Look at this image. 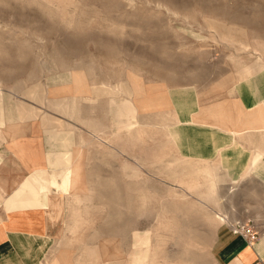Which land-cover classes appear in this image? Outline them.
I'll use <instances>...</instances> for the list:
<instances>
[{
    "label": "rangeland",
    "instance_id": "rangeland-1",
    "mask_svg": "<svg viewBox=\"0 0 264 264\" xmlns=\"http://www.w3.org/2000/svg\"><path fill=\"white\" fill-rule=\"evenodd\" d=\"M258 38L264 40V0H0V92L4 99L37 102L43 111L66 116L48 101L72 98L73 91L63 89L74 86L68 84L67 73L72 70L85 76L83 86L74 88H81L78 92L84 95L104 92L94 88L96 84L121 86V100L147 95L167 101L166 108L142 107L132 132L126 130L132 116L130 105L116 115L115 111L108 114L106 99L92 106L81 104L83 114L107 125L115 141L111 147L101 142L100 152L91 154L95 161L100 158V167L88 174L83 185H94L97 190L77 189L82 195L93 193L95 207L86 214L88 221L77 232L69 231L76 206L69 197L53 253L67 256L68 264H78L76 259L84 256L82 245L87 243L99 249L101 261L84 257L81 264H109L117 235L126 250L135 238L136 243L159 240L160 260L154 264H221L211 250L217 221L194 204L198 196L185 186L194 180L203 182L199 168L219 159L187 156L168 135V126L179 123L172 92L196 88L203 101L206 96L219 98L222 89L240 82L242 68H260L264 42ZM130 83L139 89H132ZM163 110L172 114L159 113ZM69 118L75 132L92 131L83 120ZM125 159L144 161V174L129 177ZM255 179L245 176L232 195V214L240 221L264 217V183ZM115 185L118 198L113 197ZM124 258L125 253L120 259Z\"/></svg>",
    "mask_w": 264,
    "mask_h": 264
},
{
    "label": "crops",
    "instance_id": "crops-1",
    "mask_svg": "<svg viewBox=\"0 0 264 264\" xmlns=\"http://www.w3.org/2000/svg\"><path fill=\"white\" fill-rule=\"evenodd\" d=\"M242 81L230 88L233 90L222 89L219 98L212 99V95L208 99L206 96L204 101L198 89L192 88L195 108L191 111V120L195 124L232 134L249 151H264V85L240 88ZM247 89L250 93L252 91L253 100ZM4 100H0V264H47L54 251L59 221L69 203L68 195L58 192L48 181L47 174L59 172L65 167L62 164L53 167L51 155L64 151V138H52L48 131H74L72 139L66 138L72 141V166L79 174L73 189L95 187L83 185L89 178L88 174L100 167V158L95 161L91 154L100 152L98 147L101 142L105 141L111 147L112 135L103 138L92 131L75 132L68 114L64 116L54 111H43L37 102L27 103L14 98ZM50 102L60 110L55 102ZM173 102L176 109V102ZM26 110L39 112L27 116L24 114ZM252 175L264 183V160L252 171ZM29 186L35 188L39 198ZM35 201L38 204L34 205ZM249 219L264 222L263 216L243 220ZM257 226L259 237L250 240L237 233L233 225L220 224L215 230L212 253L221 264H264V224Z\"/></svg>",
    "mask_w": 264,
    "mask_h": 264
},
{
    "label": "bare ground",
    "instance_id": "bare-ground-1",
    "mask_svg": "<svg viewBox=\"0 0 264 264\" xmlns=\"http://www.w3.org/2000/svg\"><path fill=\"white\" fill-rule=\"evenodd\" d=\"M259 40H261V39H259ZM261 41L264 42V40H261ZM244 46H246V45H244ZM258 65L260 67L259 69H257L255 65L254 66H247V67L245 66L244 68L241 69L240 81L243 80L242 81L243 83L240 84V88H254V87H258L261 84L264 85V60L259 62ZM257 70H259V71H257ZM6 73H8V72H6ZM8 74H10V73H8ZM15 74H17V73H15ZM67 74H68V78L70 80L68 82V84L72 82L74 84V86L72 85V88H69L68 85H65V88H63V89L66 91H73V95H71L72 98L67 100V101H65V100L56 101L55 106H57L61 111H64L66 113V115L68 114L70 117L82 119L84 121V123H86L89 127L92 128V132L97 133V135L100 134V135L109 136L111 133H107V131H106L107 125H104L100 120H94L93 118L88 116L89 115L88 113H86V115L83 114V109L81 108L82 103H87V106H92L94 104L101 103L102 99H106L107 103H108L107 104L108 114H112V112L115 111L116 115H118L119 113H122L124 111V108L126 109L127 106L130 105V107L132 108V111H131L132 116L130 117L129 124H127L128 126L126 127V130H128L129 132H132L133 129L135 128V126H137V123H139L138 122V115H139V110L142 107H146L148 109H158L160 107L166 108L165 106H167V101L153 100V99H150L149 96H147V95H144V97H142L138 100H136L134 97H125L124 99L121 100V99H119V93L123 94V90L121 89L122 88L121 86H119L117 88H110V87H108L109 85H105L104 87H107V88H101L100 85L94 84L93 85L94 88L99 89V90H103L105 93L99 92V94H94L92 91L91 93L89 92L87 95H84V94L78 92V90H80L81 88L77 89V90L74 89L75 86H83V83H85V80H84L85 76L82 75L83 73L75 74L72 70H70ZM256 78L259 79L260 81H257ZM236 84H235V86H237ZM130 85H131L132 89H135V90L139 89V88L135 87V85L133 83H130ZM230 90H233V89H230ZM193 92H194V90L192 88H184V89H180V90H174L172 92L173 93L172 94L173 99L176 102L175 103L176 104L175 115L177 118H179V123L175 124V126H173V127L168 126L169 127L168 128V135H170V137L173 140H175V142L177 143V146L179 145L182 152L187 156L195 157V158L197 157V159L198 158L212 159L213 157L217 156L219 161L206 164L205 166L202 165L203 167L200 165L201 168H199V169L203 175V179H204L203 182H197L194 180L191 183L186 184L185 186L187 188H189L190 190H192L198 196V200L193 201V202L204 214H206L207 218H210L211 220L217 221L218 226L222 223H229V224L235 226L238 222H240V220H238L237 217H235L232 214V206H233L231 203L232 202L231 201L232 195L235 194L238 183L245 176L252 175V171L256 167L258 168V166L262 164V162L264 160V151L261 149H257L253 152L249 151L245 147H243L241 142L239 143L236 139H234L232 134H227V133H225L219 129H216V128L207 127V126L198 125V124L193 123L191 120V111L195 108L194 107L195 102H194ZM229 93H230V91H229ZM249 97L251 100H253L252 91H251V93L249 91ZM10 99H11V97H10ZM0 100L5 101L4 98L2 97L1 92H0ZM45 101H47V100L45 99L44 102ZM7 110H8V108H7ZM35 112H39V110L38 111L26 110V112H24V114H27V116H30V115H33ZM168 112L172 114L171 111H167V110L159 111V113H161V114L168 113ZM133 124H135V126ZM48 132L51 136L53 135L52 138H57V139L58 138H62V139L64 138L63 144L65 146L64 145L63 146L65 147V149H64V151H58L57 155H55V152H54V154H52L53 155L52 165H53V167H55V166H59L62 164L65 167L63 169H61L59 172L53 171V173L47 174V177H48V181H49L50 185L55 187V189H57L58 192H61L64 194L66 193L68 195V197L73 198L76 206H75V208H73V215L71 217V222L70 223L68 222L69 223L68 227H69V231H72L75 233L81 227V225H84L88 221V216L86 214L90 211V209L93 206L92 201H91L92 194H93L92 189H91L92 194H85V195H82L77 189H73V186L75 185V181L78 178L79 174L74 171V168L72 166L73 159H74L73 153L70 149L72 141L66 140V138L72 139L71 136L74 133L73 129H69L68 131H60V130H56V129H51ZM117 134L113 133V135H116V137H117ZM135 138H136V136H135ZM167 138H169V137H167ZM107 139H108V141H110V138H107ZM112 141H115V137L112 138ZM166 143H167V141H166ZM57 144H58V141H57ZM64 147H62V148H64ZM152 148H156V147H152ZM49 150L52 151V149H49ZM129 151H131V149ZM46 152H47V150H46ZM164 161H166V160H164ZM206 161H208V160H206ZM151 163H154V162L151 161ZM179 163H182V161ZM142 164H144V161L129 162V161H127V159H125V161H124L125 173L128 174L129 177H131V178H138V177L142 176L144 174V171H143L144 168H143ZM172 167H175V165L173 164ZM184 169H186V167H184ZM159 172H161V171H159ZM162 174H164V173H162ZM167 174H169V173H167ZM197 175H199V174H197ZM191 176L193 177V175H191ZM174 177H177L176 173L173 176V179H174ZM195 177L196 176H194V178ZM149 179H150V177H149ZM196 179H199V178L197 177ZM134 181L135 180H133V182ZM28 185H30V184H28ZM241 185H243V183ZM31 186H29V188L32 190V193L34 195H37L38 194L37 191L35 190V188L32 189ZM115 186L117 188L114 192L113 197L118 198V197H120V192L118 190L119 187H118V185H115ZM33 187H34V185H33ZM144 187H142V188H144ZM248 187H249V185H248ZM134 188H135V186H134ZM95 189H96V187H95ZM132 190H133V188H132ZM144 192H146V191H144ZM144 192L142 194V197L144 196L147 199V193H145V195H144ZM147 192H148V190H147ZM174 192L177 193L176 191H173V193ZM19 194H20V192H19ZM106 196H108V195H106ZM130 196H131V194H130ZM182 196H185V194H182ZM103 197H104V195H103ZM18 198H19V196H18ZM37 198H39L38 195H37ZM145 198H144V201H145ZM94 199H95V197H94ZM8 200H6L7 203H8ZM25 200H23V201H25ZM262 200L263 199H261V201ZM36 202L37 201H35V203H33V204L36 205ZM140 202H142V201H140ZM71 203H73V202H71ZM186 203H188V202H186ZM37 204H38V202H37ZM179 205H180V203H179ZM8 206H9V204H8ZM10 206H12V205H10ZM166 206H169V205H166ZM93 207H95V206H93ZM96 207L98 208V206H96ZM176 208H177V206H176ZM179 208H180V206H179ZM183 208L184 207H182V209ZM185 208H187V207H185ZM167 211H170V209ZM171 211L173 212V210H171ZM69 221H70V219H69ZM114 223H116V221ZM117 227H118V224H117ZM174 230H176V229H174ZM89 235H91V234H89ZM113 239H114V245L111 248L113 250L110 252L109 264H121V263L122 264H154V263H158L160 260L159 259V252L157 251L159 244H160L159 240H157V243H154L155 244V247H154L153 241L150 239H148V240L142 239L138 243H136L138 240L135 238L134 245L132 246V248L130 250H126L123 248V245L121 243V239L119 236L114 235ZM123 253L126 254V258H124V261L120 259V257L122 256ZM53 254L54 255L49 260V264H68L69 263V259L67 256L66 257L63 255L60 256L59 253H57V254L53 253ZM82 254H84V256L82 255L83 256L82 258L80 257V258L76 259L78 264L82 263V260L84 257H85L84 259H86V258L93 259L94 263H98L101 261L102 254L99 253V249L96 246H90L87 243H84L82 245ZM194 259L196 260L195 257H194ZM194 264H196V262Z\"/></svg>",
    "mask_w": 264,
    "mask_h": 264
},
{
    "label": "built area",
    "instance_id": "built-area-1",
    "mask_svg": "<svg viewBox=\"0 0 264 264\" xmlns=\"http://www.w3.org/2000/svg\"><path fill=\"white\" fill-rule=\"evenodd\" d=\"M233 227L237 233L243 234L250 240H256L259 237V229L254 220L240 221Z\"/></svg>",
    "mask_w": 264,
    "mask_h": 264
}]
</instances>
